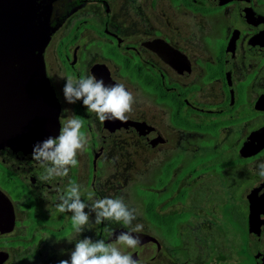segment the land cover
Listing matches in <instances>:
<instances>
[{"label":"flooded vegetation","instance_id":"af4514ba","mask_svg":"<svg viewBox=\"0 0 264 264\" xmlns=\"http://www.w3.org/2000/svg\"><path fill=\"white\" fill-rule=\"evenodd\" d=\"M45 65L60 124L79 118L88 144L69 175L49 181L39 179L42 167L0 162V264H59L70 260L78 239L116 244L131 230L122 222L97 225L90 213L77 234L72 213L56 208L72 182L86 204L123 197L136 210L139 244L116 246L139 264H240L238 234L224 220L238 221L241 207L245 252L259 264L264 230L259 247H250L248 195L264 182L257 167L264 148L251 156L241 148L264 127L257 107L264 99V0H67ZM88 75L133 94L126 121L102 123L81 102H65V79ZM207 141L215 146L208 152ZM226 143L237 144L244 162L237 171L254 176L240 198L214 174L186 170Z\"/></svg>","mask_w":264,"mask_h":264},{"label":"water","instance_id":"95a60500","mask_svg":"<svg viewBox=\"0 0 264 264\" xmlns=\"http://www.w3.org/2000/svg\"><path fill=\"white\" fill-rule=\"evenodd\" d=\"M66 2L0 0V162L5 166L41 168L32 159L33 146L59 134V102L46 71L45 51ZM257 107L264 109V99ZM263 148L264 127L251 134L241 153L251 156ZM248 198L249 242L258 248L264 230V182ZM257 258L264 264L263 255Z\"/></svg>","mask_w":264,"mask_h":264},{"label":"clouds","instance_id":"9594fccd","mask_svg":"<svg viewBox=\"0 0 264 264\" xmlns=\"http://www.w3.org/2000/svg\"><path fill=\"white\" fill-rule=\"evenodd\" d=\"M64 100L68 104L81 102L89 112L95 113L100 122L127 120V113L132 111L135 97L124 84L106 85L103 79L94 75L75 78L68 76L62 88ZM64 111H68L65 109ZM83 122L76 116H70L61 122L59 134L49 136L33 146L32 159L44 169L39 177L41 181H49L54 177L68 175L70 167L78 165L77 154L85 150L88 137L81 129ZM258 175L264 178V162L257 165ZM56 208L59 212H70L73 229L81 234L88 225L90 213L95 214V224L104 221L122 222L131 230L121 232L116 236V244L135 248L139 239L132 233L143 230L142 224L132 227V221L137 218L136 210L130 209L123 197H104L86 204L81 199L80 185L72 182L67 190L59 196ZM89 199L92 194L89 193ZM89 209L88 212L85 209ZM107 231V229H106ZM116 244L106 243L99 239L93 241L90 237L78 239L70 260H61L59 264H139L132 255L123 253Z\"/></svg>","mask_w":264,"mask_h":264},{"label":"rangeland","instance_id":"374dc122","mask_svg":"<svg viewBox=\"0 0 264 264\" xmlns=\"http://www.w3.org/2000/svg\"><path fill=\"white\" fill-rule=\"evenodd\" d=\"M212 146H214V143L211 141L203 142V147H207V152L210 150L208 148ZM224 150L227 152L221 153ZM236 153L237 144L226 143L220 147V153L207 154L204 159L201 158L200 160H194L186 165V170L191 173L192 176H196L199 173L201 174V172L214 174L219 180H221V183L229 188L230 193L231 190H233L232 193L236 194V196L240 198L243 196V190H245L246 185L251 182L254 176L251 172L241 173L240 171H237V168L244 166V162L239 156H237ZM216 155H218V157H216ZM127 193L130 198L132 191H128ZM139 193L141 194V192ZM220 210L224 211V208L221 207ZM246 212L247 208L241 207L238 211V221L236 218H228L227 220H224L228 227H230V224L232 223L235 228H233V231L238 234L237 248L241 253L240 264H252L247 252H245L247 251V231L245 223ZM214 226L216 227V224Z\"/></svg>","mask_w":264,"mask_h":264}]
</instances>
